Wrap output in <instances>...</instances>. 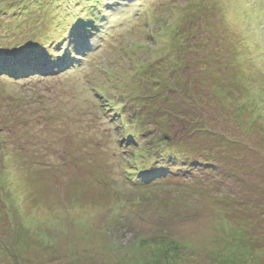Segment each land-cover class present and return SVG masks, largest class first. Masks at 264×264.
<instances>
[{"label":"rangeland","instance_id":"rangeland-1","mask_svg":"<svg viewBox=\"0 0 264 264\" xmlns=\"http://www.w3.org/2000/svg\"><path fill=\"white\" fill-rule=\"evenodd\" d=\"M117 1L0 0L2 67L56 32L39 44L51 73L0 76V249L16 241L0 264H264V0ZM81 4L100 22L88 56L70 44ZM191 125L229 141L199 140L214 169L187 177L202 175L204 197L163 215L139 182L182 177L165 136ZM179 184L155 189L173 199ZM151 234L166 246L136 242Z\"/></svg>","mask_w":264,"mask_h":264},{"label":"trees","instance_id":"trees-1","mask_svg":"<svg viewBox=\"0 0 264 264\" xmlns=\"http://www.w3.org/2000/svg\"><path fill=\"white\" fill-rule=\"evenodd\" d=\"M82 1H84V3H92L94 5V3L95 4L98 3L95 1H99V0H82ZM96 6H97V4H96ZM88 7L89 6H86V5L84 7H82V4H81L79 6V9L84 8L85 10L83 11V13L85 14V12H87V10H89ZM93 8H95V10H96V7H93ZM95 10L94 9H92V11L89 10L90 13L87 14V16L85 18L82 15L76 17L75 19L73 18V23L70 26V28H68V29H71L73 24L75 23V26L78 24L79 29L84 31V33L79 34V35H81V37L79 39L76 38L75 39L76 41L73 40L74 42L70 43V44H75V43H78L77 40H80V44H78V45L84 51L88 50V48H89L88 42L97 33V31H98L97 28L100 25L99 18H97L94 14ZM89 16H92V17H89ZM80 18L83 19L82 22L80 21ZM73 33H74V30H72V31L70 30L63 37V39L61 41V42L65 41V45H63V48H60L61 47L60 42H59V44H57L55 46V48H51V50H54L56 48H57V50L54 51L56 53H54L50 58L56 59L57 52L63 51L65 49L67 43L70 40V39L68 40L66 38V36L71 35ZM55 34H56V32H54L53 34H49V35L43 34V33L31 34L33 37L31 35H29L28 38H25L28 41H26L25 46L23 48L24 52L23 51L17 52V50L13 49V53H14L13 57H15L14 58L15 65L12 68L3 67V69H6L8 71H11L13 69L15 71L14 73L17 75H22V76L28 75V73H26V72H29V70H21V69H27L26 67H27L28 63H30V62L35 63L37 59H39L38 61H40V60L45 61V59L48 56H46L45 53L42 54L40 52L41 50L39 48V44L41 46L45 45V46L50 47V45H47V44L53 42L51 37ZM41 37H42V39H41ZM47 37H49V38L43 39V38H47ZM46 40H47V44H44V42ZM24 58H27V60L22 61V59H24ZM38 61H37V63H38ZM2 62L3 61H0V68L2 67L1 66ZM53 62H54L53 60L48 62L46 64V66L48 67ZM44 70L50 71L49 68L44 69ZM200 98H201V96H199V97L197 96L195 98V100H193V101H195V103L198 105ZM168 114L171 117V112H169ZM180 116H181V120L184 123H186L187 117L182 115V114H180ZM193 125H191L190 128L188 129V132H186V134L184 136H182V137H184V139L179 140L178 138L175 139V137L172 138L171 136L167 135V133H166L167 136H165L167 139V140L165 139V142L166 141L167 142L173 141L172 143L176 142L178 144L176 149L179 151V152H175V154H174L175 160L169 161L168 164H171V166L174 167V165L178 164V155L182 154L184 157L183 162L179 165V167H181V169H187V171H185L183 173L182 177L181 178L176 177V176H180V175H174V176H170V177L168 176V177H166V178H168V181H167L166 178H162L161 176L153 179V177H156V176H153L152 174H146L142 178L143 181L139 182V183H142L143 185H147L150 188L151 187L154 188V189L150 190V194L152 197H155V196H157V197H155L154 199H151L149 201V204H151L152 207L155 205H166L165 207L161 206V208H160V209H162L163 215H165L167 213L171 214L174 207H176V206L177 207L182 206V207H187V208H193L194 207L193 205H195L199 202L196 200V198L203 196L200 192L204 191V189H202V187L206 185V182H201V180H203V179L199 178V177L202 175H199L197 177L191 176L192 181L190 183L188 182L189 178L187 177L190 173H192L191 171L193 169H194V171L197 170L198 172H202V173H204L205 169H214L213 166H208V162L205 159L202 160L201 156L204 154H207L209 152H208L207 148H205L204 150L200 148L201 146L199 145V140L207 139V140L211 141L210 138H213L215 140L219 139L221 143L223 141L228 143V141H229L228 140L229 138H225L222 135H218L215 132L207 130L206 128L203 129L202 134H199L198 133L199 127L195 128ZM205 130H207V131H205ZM163 131L166 132L164 127H163ZM198 138H200V139H198ZM121 144H122V141H121ZM171 145H173V144H171ZM152 149H154V148H152ZM157 149H160V148H156V150ZM208 158L211 160L214 157L208 156ZM152 159L153 158L150 156L148 160L151 161ZM169 172H171V171H166L162 175L170 174ZM143 174H145V173H143ZM171 175H173V174H171ZM205 178H207V177H205ZM184 181H186V182H184ZM204 181H206V180H204ZM168 182L180 183L178 186L181 185L180 186L181 189L179 190V192H177V195L175 198H173V199L166 198L167 199L166 200L164 197H161V195L157 193L155 188L159 189L160 187H162V185L164 183L168 184ZM181 182H183V183H181ZM208 193H210V192H208ZM181 215L183 216L182 213H181ZM250 215H247L246 217L251 219V221H255L258 219V217H256L253 213H250ZM258 222H259V220H258ZM158 231L160 233L168 232L167 230L164 231L163 228H160ZM158 231H155L154 233H157ZM230 232H233V231H230ZM150 236H151V238H142V236H138L136 239V242H139V246H141V247L142 246L151 247V248L157 247L158 250L160 249V247L166 246L165 243H164V245L161 244L162 241L164 239H166V235H163V236L156 235V236H158V237H156V236H153L151 234ZM168 237H169V235H167V238ZM3 239L7 242L6 243L7 247H4V248L1 247L0 251L9 252L10 253V263H12L15 260V257L13 255V251H14L15 246L13 244L9 245L8 242L15 243L16 241L10 240V236H4Z\"/></svg>","mask_w":264,"mask_h":264},{"label":"bare ground","instance_id":"bare-ground-1","mask_svg":"<svg viewBox=\"0 0 264 264\" xmlns=\"http://www.w3.org/2000/svg\"><path fill=\"white\" fill-rule=\"evenodd\" d=\"M108 22V21H107Z\"/></svg>","mask_w":264,"mask_h":264}]
</instances>
